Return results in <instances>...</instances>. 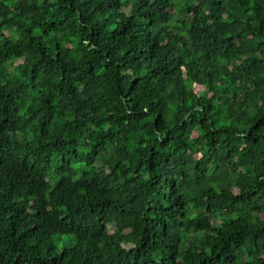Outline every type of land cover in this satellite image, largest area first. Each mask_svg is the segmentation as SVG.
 <instances>
[{"label":"clouds","instance_id":"1","mask_svg":"<svg viewBox=\"0 0 264 264\" xmlns=\"http://www.w3.org/2000/svg\"><path fill=\"white\" fill-rule=\"evenodd\" d=\"M114 3L0 0V32L5 34L0 36V126L8 117L9 123L16 121L15 133L8 131L18 141L11 149L13 159L27 156L38 161L42 194L51 202L63 200L70 208L79 206L80 213L88 217L85 228L71 232L64 228L68 221L61 223L62 216L55 217L40 245L42 258H47L48 245L61 240L77 252L103 251V245L81 233L97 221L104 223L102 215L116 220V215L106 213L117 212L121 206L136 215L142 228L146 218L140 216L138 203L147 205L156 198L163 186V182L157 185L161 176L183 191L177 207L187 199L191 208V197L197 191L201 201L223 199L235 192L243 200L264 202V0H119L118 7L109 8ZM138 4L145 6L136 12ZM169 8L174 14L161 21ZM133 16V32H122L123 39L116 43L111 25H126ZM201 21L206 26L219 25L215 37L199 29ZM160 28L167 30L169 47L159 52L145 47L144 56L134 58L135 52L125 56L137 43H129L133 35L141 39ZM224 33L244 37L238 50L225 53L218 39ZM213 38L216 44L211 43ZM57 42L66 46L61 56L54 47ZM104 65L107 73L98 74ZM132 81L136 83L129 91ZM196 84L203 86L198 94L192 92ZM191 131L199 136L198 143ZM174 136L178 139L170 143ZM82 158L96 161L89 176L83 175L85 169L76 168L61 189H56L63 178L62 161ZM0 178L5 180L0 187L2 202L8 179L3 165ZM92 178L95 183L89 188L85 181ZM133 189L135 200L130 195ZM19 191L26 192L27 187ZM89 206L96 209L94 215ZM69 220L79 221V216L73 214ZM157 220L154 216L149 223ZM177 234L191 238L190 230L178 228ZM203 235L207 244L222 239L211 230ZM259 243L258 255L264 257V241ZM202 250L198 244L197 254ZM109 251L111 258L103 257L106 264L120 253L115 245ZM193 264H199L195 257Z\"/></svg>","mask_w":264,"mask_h":264},{"label":"trees","instance_id":"2","mask_svg":"<svg viewBox=\"0 0 264 264\" xmlns=\"http://www.w3.org/2000/svg\"><path fill=\"white\" fill-rule=\"evenodd\" d=\"M114 6H119V0H115L114 4H109V8ZM144 6V4H138L135 11L139 12ZM128 10L130 9H126V11ZM158 11H162V9ZM187 11L192 12L193 9L188 8ZM172 14H174V9L169 8L160 17L161 21L166 22ZM213 15L215 16V13ZM215 19L218 21L219 18L215 17ZM51 23L54 25L56 22L53 20ZM148 24L152 25L153 20L149 19ZM197 26L203 32H211L215 37L216 28L219 25L206 26L205 22L201 21ZM134 28V16L129 18L126 25L113 23L111 31L116 34L115 42L119 43L123 39L122 32L131 33ZM3 35L5 34L0 32V36ZM47 35L48 33L44 34L45 42ZM218 39L227 54L230 50H238L244 37L239 34L234 37L224 33ZM171 40L175 41L176 37L173 35ZM133 41H137V43L125 53V56L132 52H135L134 58L144 56L145 47L149 52H159L163 48L169 47L170 43L165 28H160L158 32H147L141 39H137L133 35L129 39V43ZM73 42H76L75 37H73ZM211 43L216 44L217 39L213 38ZM54 47L58 49L57 56L63 55L66 50V46L59 42ZM255 63L256 61L252 62L253 65ZM116 67L119 69L120 65H116ZM227 68L228 66L225 65V71ZM107 71L108 66L104 65L98 69V74L103 75ZM236 71L239 73L240 68L236 67ZM243 75L245 77L248 75L247 68ZM135 83L132 81L129 84V91L132 90L131 84ZM202 90V84H196L192 88L194 94H198ZM8 111L6 105L5 113ZM10 119L11 117L5 119L4 124L0 126V165L4 166L5 176L8 177L5 188L6 195L0 202V264H73L74 260L76 264H106L103 257L111 258L112 253L109 249L113 245L119 247L120 253L111 259L110 264H157V260L159 264H193L194 257L199 260V264H264V257L258 255L261 249L259 242L264 241V202L252 199L243 200L242 196L235 192L224 196L223 199L209 197L208 200L201 201V193L197 191L191 197V208H188L187 199L180 207H177L176 201L180 196H183V191L175 184H169L164 176H161L160 181L157 182V185L163 182V186L158 188L156 198L147 205L143 201L138 203L140 216L146 218L142 228L136 223V215L121 206L117 212L106 213L108 216L116 215V220L105 219V215H102L100 220H103L104 223L97 221L96 224L88 227L86 232L81 233L85 236L90 235L95 243L103 245V251L101 248H95L94 251L82 249L77 252L75 249L65 247L64 241L61 240L59 244L48 245L47 258H42L40 245L44 244L45 233L48 226L54 222L55 217L62 216L61 223L68 221L64 224V228L68 232H71L73 228L76 231L85 228L88 217L80 213L79 206L70 208L68 203L63 200L51 202L50 197L42 194L44 183L43 175L38 171V161H32L27 156L19 161L13 159L11 149L18 144V141H14L8 135V131L13 133L16 131V121L9 123ZM190 135L197 143L199 142V136L195 131H191ZM176 139L178 137L174 136L170 143L175 142ZM184 147H188L187 143ZM69 151L79 152V149L69 147ZM245 154L241 153V156ZM98 155L99 153H97ZM95 162V159L86 158L70 160L67 163L62 161L63 178L56 183V189H61V185L68 179L70 172L76 168L85 169L83 175L89 176ZM193 167L199 169L200 165L194 164ZM101 170H103L102 167ZM94 183L95 178L85 181L89 188ZM157 185H153V187H157ZM4 186L5 180L0 178V187ZM24 187H27V191L21 193L19 190ZM107 191L110 192L111 189L109 188ZM130 195L135 200L134 189L130 191ZM219 195L223 196V193ZM252 196L255 197V191L252 192ZM233 197L235 198L233 199ZM106 203L107 206L112 207L111 201ZM198 208L203 211H197ZM99 210L102 213L105 211L104 208ZM89 212L94 215L96 209L89 206ZM177 213H179L178 216ZM73 214L79 216V221L69 220ZM154 216L158 217V220L149 223ZM178 228L185 231L190 230V240L178 235ZM207 230L219 232L222 237L220 242L207 244L208 238L203 235ZM34 241H39V243H34ZM185 243H189L190 248H185ZM198 244L203 248L199 254L195 251ZM57 249H59L58 254ZM254 256L258 258L253 260ZM153 257L157 259H153Z\"/></svg>","mask_w":264,"mask_h":264}]
</instances>
